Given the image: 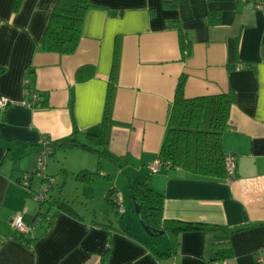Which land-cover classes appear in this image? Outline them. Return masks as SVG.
Here are the masks:
<instances>
[{
  "label": "crops",
  "instance_id": "0c3cea01",
  "mask_svg": "<svg viewBox=\"0 0 264 264\" xmlns=\"http://www.w3.org/2000/svg\"><path fill=\"white\" fill-rule=\"evenodd\" d=\"M176 1L172 8L164 0H91L76 51L61 55L42 48L58 0H23L16 12V0H0V99L10 102L0 111V264H208L220 242H229L233 257L215 264H257L264 246V10L255 9L253 0ZM211 13L219 14V22H210ZM175 23L191 41L186 61ZM117 39L120 66L108 149L120 165L82 149L50 154L46 175L53 184L44 206L52 224L36 222L31 233L16 235L14 219L32 221L39 212L34 195L46 183L34 174L46 148L41 141L49 145L76 132L85 142L86 133H99ZM182 74L186 98L234 92L223 135L226 155L237 158L230 179L149 169L158 161ZM26 91L40 95L39 107L26 105ZM84 169L99 177L91 184L76 181ZM136 180L164 194L166 220L233 233L151 237L130 196ZM113 188L125 210L119 217L105 199ZM98 195L104 199L99 212ZM59 198L79 218L50 206ZM171 246L173 257L155 258L153 250L168 253Z\"/></svg>",
  "mask_w": 264,
  "mask_h": 264
},
{
  "label": "trees",
  "instance_id": "16d2710c",
  "mask_svg": "<svg viewBox=\"0 0 264 264\" xmlns=\"http://www.w3.org/2000/svg\"><path fill=\"white\" fill-rule=\"evenodd\" d=\"M22 2L23 0H16L14 5L15 12L19 10ZM164 4L174 8L177 6V1L164 0ZM91 7V0H58L43 36V50L61 55L74 53L82 37L85 15ZM208 18L211 23L219 22L220 20L218 13H211ZM172 27L179 32L182 60L186 61L191 54V41L187 38L180 23H175ZM120 52L121 45L117 39L104 116L100 123L99 133H86V141L84 142L74 132L69 137L49 143L48 147L51 154L58 150L82 149L95 154L99 159L120 165V159L108 149L111 140V129L114 125L113 108L118 84ZM186 81L187 75L182 74L175 90L174 101L169 112L167 131L158 160L161 162L162 168L167 170L180 169L202 177L226 180L225 161L227 155L223 148V135L230 126L231 110L235 103L234 92L231 90L217 95L186 98ZM97 177L99 175L87 169L81 170L75 175L76 181L87 184H91ZM43 180L44 182L47 181L45 178ZM129 189L131 199L139 207L140 219L153 238L166 233L180 235L195 231L220 236L233 233V231L218 225L166 220L164 218V194L151 188L148 183L139 180L133 181ZM116 193L117 191L114 188L110 189L105 199L109 207L119 217L122 214L119 212L120 203ZM45 201L40 202L39 212L34 220L30 221L24 216L28 224L31 223L30 225H33L36 222L47 220L49 227L51 226L53 218L48 219V209L44 206ZM49 203L51 207L57 208L60 212L79 218L66 200L59 198L49 201ZM101 226L108 230L115 229L112 224H103ZM115 230L140 241L139 238L132 235L129 231ZM214 248L216 257L214 260H210L208 264L224 262L233 257V250L229 242L217 243ZM175 253L176 248L174 246L170 247L168 253H158L153 250V254L158 261L169 259Z\"/></svg>",
  "mask_w": 264,
  "mask_h": 264
},
{
  "label": "built area",
  "instance_id": "2783aa9c",
  "mask_svg": "<svg viewBox=\"0 0 264 264\" xmlns=\"http://www.w3.org/2000/svg\"><path fill=\"white\" fill-rule=\"evenodd\" d=\"M251 5L257 10H264V0H253ZM26 95L29 97V101L26 103L31 108H37L41 105V97L37 92H29L26 91ZM9 101L5 98L0 99V111H4L6 107L9 105ZM47 140L43 139L41 141L42 145H46V148L40 153L38 157V164L37 169L34 171V174L40 175L43 178L47 179L45 183L44 191L40 192L39 194H35L34 197L38 202H43L46 200V193L49 191L51 185L53 184V180L47 177L46 175V161L47 158L50 156L51 152L49 150L48 144L46 143ZM226 171H227V179L232 178L235 175L236 168H237V158L234 155L226 156ZM162 168L161 162L158 160L157 162L153 163L149 166V169L152 173L158 172ZM28 179V178H27ZM226 179V180H227ZM120 203V210L119 212L123 214L125 212L124 207L122 206V201L119 198ZM14 227L18 234L26 235L31 233L34 230V226L30 225L26 222L23 215H20L14 219ZM256 262L257 264H264V246L258 251L256 254Z\"/></svg>",
  "mask_w": 264,
  "mask_h": 264
},
{
  "label": "rangeland",
  "instance_id": "374dc122",
  "mask_svg": "<svg viewBox=\"0 0 264 264\" xmlns=\"http://www.w3.org/2000/svg\"><path fill=\"white\" fill-rule=\"evenodd\" d=\"M37 188H38V187H37ZM39 188H42V187L39 186ZM39 188H38V191L40 190ZM73 189H74V188H72V190L70 189V190H71V192H70L71 195H70V196H73L72 198H76V197H74L75 195L73 194ZM57 190H58V188H57ZM76 196H77V195H76ZM78 196H80V195L78 194ZM80 198H81V197H79V199H80ZM102 198H103V197H102ZM102 198L99 197V195L95 197V203H96L95 207H96V209H97L98 212H99V211L101 210V208H102V202L104 201V199H102ZM79 199H78V200H79ZM80 200H81V199H80ZM133 202H134V201H133ZM134 206H135V205H134Z\"/></svg>",
  "mask_w": 264,
  "mask_h": 264
},
{
  "label": "water",
  "instance_id": "95a60500",
  "mask_svg": "<svg viewBox=\"0 0 264 264\" xmlns=\"http://www.w3.org/2000/svg\"><path fill=\"white\" fill-rule=\"evenodd\" d=\"M136 207H137L138 217H139V219H140L139 207H138L137 205H136ZM140 222H141L143 228L145 229V231L148 233V235H150V236L152 237V234L149 232L148 228H147V227L145 226V224L141 221V219H140ZM161 235H163V234H161ZM161 235H159V236H161ZM157 237H158V236H157Z\"/></svg>",
  "mask_w": 264,
  "mask_h": 264
}]
</instances>
